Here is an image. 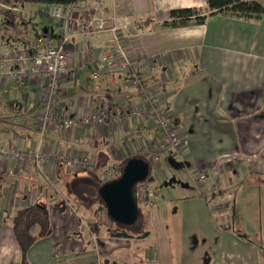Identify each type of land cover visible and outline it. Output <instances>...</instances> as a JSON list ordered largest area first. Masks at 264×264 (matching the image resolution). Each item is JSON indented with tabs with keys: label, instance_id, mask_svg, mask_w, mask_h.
<instances>
[{
	"label": "crops",
	"instance_id": "0c3cea01",
	"mask_svg": "<svg viewBox=\"0 0 264 264\" xmlns=\"http://www.w3.org/2000/svg\"><path fill=\"white\" fill-rule=\"evenodd\" d=\"M254 1L264 7V0ZM94 2L107 13L115 7L116 14L136 25L120 38L136 73L171 116L182 149L151 170L156 195L149 235L138 240L92 237L75 211H53L69 178L61 165H0V264H20L9 218L38 200L48 206L52 234L31 247L29 264H258L252 243L235 238L229 213L220 209L228 203L223 200L227 193L231 198L236 189L251 192L264 184V15L243 20L220 13L202 25L162 29L171 11L205 10L207 0H86L81 5ZM33 7L17 10L22 22L15 31L0 28V54L38 40L58 41L60 24L44 38L40 34L46 32H30L27 16ZM113 45L110 33L74 39L70 77L59 90L61 116L80 119L114 103L125 113L122 122L68 132L42 129L39 84L0 81V145L28 153L55 148L63 155L82 153L93 166L99 153L108 157V166L131 158L148 162L160 136L149 119L131 116L135 107L146 109L144 100L127 76L101 74L89 57Z\"/></svg>",
	"mask_w": 264,
	"mask_h": 264
},
{
	"label": "built area",
	"instance_id": "2783aa9c",
	"mask_svg": "<svg viewBox=\"0 0 264 264\" xmlns=\"http://www.w3.org/2000/svg\"><path fill=\"white\" fill-rule=\"evenodd\" d=\"M2 8L9 10L5 6ZM46 15L60 24V34L56 43L47 39L38 40L32 42L29 47L0 54V81L2 83L23 82L28 84L36 81L39 84L41 99L45 107L43 113L37 117L39 126L42 129L58 127L68 132L73 128H101L124 120L125 113L114 103L89 112L80 119L70 116L62 118L61 116L64 102L61 100L59 90L62 81L70 77L68 65L73 58L70 47L74 39L110 33L114 45L104 52L89 56L95 62L97 72L104 75L127 76L130 87L134 89L138 97L144 100L146 109L135 107L131 110V116L136 119H149L160 136L159 144L148 153L149 166H155L168 155L177 156L183 145L181 136L173 126L171 116L160 109L158 100L154 97L153 88L136 73V66L128 57L124 42L120 38V34L132 30L136 25L116 14L115 7L111 13L105 12L100 2H94L88 8L82 5L67 8L52 5L46 8ZM13 34L10 32L11 36ZM93 78L96 76L94 75ZM38 162H45L53 167L61 165L65 173L71 177L84 173L93 163L86 154L63 155L57 148L45 151L39 149L28 153L14 146L0 145V165L3 167L12 163L19 169H26ZM198 173V180L203 181L204 174ZM49 178L53 182L52 177L49 176ZM145 193L151 204L154 200L153 189L147 187Z\"/></svg>",
	"mask_w": 264,
	"mask_h": 264
},
{
	"label": "trees",
	"instance_id": "16d2710c",
	"mask_svg": "<svg viewBox=\"0 0 264 264\" xmlns=\"http://www.w3.org/2000/svg\"><path fill=\"white\" fill-rule=\"evenodd\" d=\"M86 0H0V5L9 8V10L0 11V28L6 29L17 28L18 23L22 22V15L17 10H22L26 6L40 5L45 6H60L67 8L74 5H81ZM207 9H183L174 10L169 14L168 21L160 25L162 29H176L187 27L191 25H202L206 20L216 14L224 13L234 16L238 19L251 20L257 19L264 15V7L256 3L254 0H207ZM17 11V12H16ZM17 32L20 29L16 30ZM41 38L49 36L48 33H41ZM40 39V38H39ZM132 159V158H131ZM131 159H126L119 164L120 168ZM92 170L86 172V177L82 180L68 179L62 182V187L65 189L64 198L53 205V211L63 212L62 206H70L69 197L72 198V203L83 212L90 216L87 222V231L92 237L103 236L108 239H124V240H138L144 239L149 235L150 229V213L155 202L151 204L145 193L147 187L154 184V180L148 176L144 183L138 184L134 187L136 192L137 214L135 222L131 226H120L111 221L106 215L103 203L99 197V189L102 186L99 175L100 172L108 167V157L99 153ZM123 169V168H122ZM75 181V182H74ZM74 186L75 193L69 190L70 186ZM61 206V208H60ZM10 226L13 232L14 240L21 253L20 264H29L27 260L28 251L41 237H49L52 234V228L48 217V206L45 202L38 200L33 205L17 210L11 218H9ZM36 229L37 232L31 235V230Z\"/></svg>",
	"mask_w": 264,
	"mask_h": 264
},
{
	"label": "rangeland",
	"instance_id": "374dc122",
	"mask_svg": "<svg viewBox=\"0 0 264 264\" xmlns=\"http://www.w3.org/2000/svg\"><path fill=\"white\" fill-rule=\"evenodd\" d=\"M3 9L4 8L0 7V11ZM33 9V11H29V14L27 16L30 32H46L53 34L58 30L59 23L56 20L50 19L46 15L45 6L37 5L33 7ZM111 165L112 163L105 170L101 171L100 175L98 176L100 182H102V185L110 181L117 180L122 173L123 167L120 168L119 165ZM176 165L180 167V169H182V165ZM93 167L94 166L92 163V166H90L88 170L76 177H73L72 180L77 181L84 179L86 177V172L92 170ZM151 167L150 171L153 170V166ZM151 173L152 171L149 172L148 176L152 178ZM151 188L154 189L153 186H151ZM69 190L75 193V188L73 185L70 186ZM54 191L55 190L53 189V192ZM249 192V190L238 191V189H236L230 194L231 198L228 197L227 193L223 200L228 203L231 202V204H223L220 210H224V212L229 213L231 220L230 223L233 226L235 238L248 245L249 243H252V245L250 246L253 247L257 253V256L259 258L258 264H264V184H257L255 191L251 190V192ZM62 197L64 198V195H62ZM71 197H69L71 201L69 203L70 206H62L63 212H61V209H59V211L57 212L59 214H63L66 210H69L70 213H73L75 211L78 217L81 218L82 225H84V227L86 228L90 216L87 213L83 212L81 208L76 207L74 203H72L73 201Z\"/></svg>",
	"mask_w": 264,
	"mask_h": 264
},
{
	"label": "water",
	"instance_id": "95a60500",
	"mask_svg": "<svg viewBox=\"0 0 264 264\" xmlns=\"http://www.w3.org/2000/svg\"><path fill=\"white\" fill-rule=\"evenodd\" d=\"M149 172L148 163L140 158H133L125 164L117 180L100 187L99 197L106 215L115 224L127 227L135 222L137 205L134 187L144 183Z\"/></svg>",
	"mask_w": 264,
	"mask_h": 264
}]
</instances>
